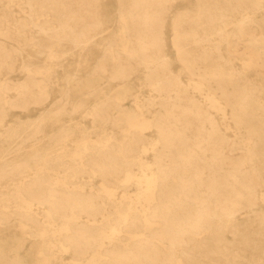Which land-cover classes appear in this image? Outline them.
Returning a JSON list of instances; mask_svg holds the SVG:
<instances>
[{
	"label": "bare ground",
	"instance_id": "obj_1",
	"mask_svg": "<svg viewBox=\"0 0 264 264\" xmlns=\"http://www.w3.org/2000/svg\"><path fill=\"white\" fill-rule=\"evenodd\" d=\"M102 1L0 0V264H264V96L242 71L264 79V0H114L116 33ZM93 50L52 96L40 57ZM79 89L99 97L87 110ZM83 111L90 125L64 118Z\"/></svg>",
	"mask_w": 264,
	"mask_h": 264
},
{
	"label": "rangeland",
	"instance_id": "obj_2",
	"mask_svg": "<svg viewBox=\"0 0 264 264\" xmlns=\"http://www.w3.org/2000/svg\"><path fill=\"white\" fill-rule=\"evenodd\" d=\"M102 6L105 9V12L107 15L106 19H107V26H108V33H116L118 32V29L116 28V11H115V1L114 0H103L102 1ZM196 0L194 2V0H188V1H178L175 4V7H192V6H196ZM256 15L260 16L261 15V11H257L255 13ZM164 35L167 37V52L169 55L174 56V49L172 48V46L170 45L169 42V36H170V30L168 28L165 29V33ZM223 52L227 55L232 56L234 53H230L227 52L226 50V44H222L221 45ZM27 50V49H26ZM25 50V53L30 52V50L28 49L27 51ZM24 53V55H25ZM98 53H100V51L98 52L97 50H93L92 55H88V57L85 59L84 56H73V57H68L66 59H63L60 64L62 66H59V63H56L55 61L50 62L49 60H47L44 57H40V61L41 63H45V64H50L51 66H53V69L56 71V73L60 76L58 79H56V81L52 82L50 84V88L51 90H53V94L52 96H56L59 94V91L64 87V79H63V74L65 72H67L70 76L72 81H82L84 82V78H85V73L94 66L95 63V58L98 56ZM43 58V59H42ZM234 63H236V65L238 66V68L242 69L241 66V61L238 59H234L233 60ZM55 62V63H54ZM173 69L176 71L181 72L182 76L186 75V72L183 71L181 69V65L179 63L178 60H173ZM254 67H247L246 69H242V71L248 75L247 77L249 78L250 81L253 80V82H255L257 85H259L262 88V96H264V79L261 80L260 75L254 74V72H250L251 70H253ZM17 73V74H16ZM15 74H13V77L15 78V80L21 81L25 74L24 73H18L16 72ZM142 68L137 69L131 76V85L133 86V94L131 96H129L128 98H126L123 103L125 104V106L127 108H129L130 110L134 108V103L132 102V97L134 95H140V96H146L149 91L147 87L144 86H140L138 85V78L140 76H142ZM186 77V76H185ZM99 80V79H98ZM102 80V79H101ZM102 86L104 87V90L112 92L115 89H117L120 85H118V81L117 80H109V79H103L102 80ZM83 91H85L84 89H79L78 91H76L72 96L77 97V95L79 96L80 99L84 100L86 102L85 104V110H87L96 100H98V95L95 94H86V93H82ZM42 107L44 106L41 105ZM69 107V105H68ZM33 109H29V112H22L19 110H13L10 115V121L12 122L14 118H21L23 120H27L30 118H34V110ZM115 111V110H114ZM113 111V112H114ZM85 112H79V113H69L71 115H65L64 118L67 119L68 116H72L74 119L71 120L72 123L76 120H83L85 121L86 125H90L89 123V118L88 116H86L84 114ZM116 114V113H114ZM221 121L223 122V126L227 128V132H231L232 131V127H231V122L230 119L227 117H222L221 115H219ZM70 123V122H69ZM46 128L47 130H50L49 128L52 127L53 123L51 121H46ZM113 124H110L108 127H106V129L108 130V132H111L112 130H114L116 132V134H118L120 132V129L118 126H112ZM12 130L14 131V136L19 134V130L16 126H12ZM13 136V137H14ZM18 139V137H17ZM15 142L9 140L7 143L3 141V145L4 146H12L14 145ZM117 192H120V189L117 190ZM228 239L231 240V235L228 234L227 235ZM14 238L15 237H4V239L6 240H2L0 242L1 246L4 247H10L12 246V244H14ZM29 243L24 245V250L22 251V253H24L26 255V258L29 259L30 261L35 262L37 260L36 256L37 253L35 252L34 249H28ZM63 256L65 257V259H63L62 261L58 259H56V261L53 262V264H66V262H69V259L66 258L68 257V254H63ZM218 260V259H217ZM220 261V260H219ZM211 264H220L219 262L215 261L212 262Z\"/></svg>",
	"mask_w": 264,
	"mask_h": 264
}]
</instances>
